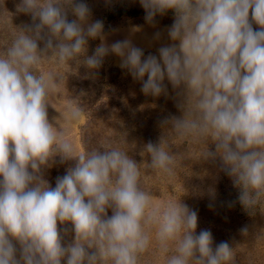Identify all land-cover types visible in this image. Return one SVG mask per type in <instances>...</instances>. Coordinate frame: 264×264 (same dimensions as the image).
<instances>
[{"label":"clouds","instance_id":"1","mask_svg":"<svg viewBox=\"0 0 264 264\" xmlns=\"http://www.w3.org/2000/svg\"><path fill=\"white\" fill-rule=\"evenodd\" d=\"M139 4L152 26L158 15L173 13L169 42L155 54L145 55L130 38L109 44L86 0L16 5L31 23L18 27L0 56V264H139L153 232L166 264L233 259L228 241L214 243L209 229L197 232L198 213L182 199L154 203L129 153L107 143L77 152L57 117L49 119L48 97L62 77L39 71L41 60H79L93 75L114 54L145 96L167 97L171 86L180 114L163 117L159 127L206 143L201 159L231 179L246 212L264 197V0ZM89 40H99L91 54ZM81 115L73 102L59 113L68 123ZM143 146L148 168L173 173L176 157L163 134ZM56 163L68 166L53 187L46 175Z\"/></svg>","mask_w":264,"mask_h":264},{"label":"rangeland","instance_id":"2","mask_svg":"<svg viewBox=\"0 0 264 264\" xmlns=\"http://www.w3.org/2000/svg\"><path fill=\"white\" fill-rule=\"evenodd\" d=\"M19 2L20 0H0V56L11 45L18 27L31 23L29 15L16 12ZM86 2L92 10V19L104 22L109 44L130 38L147 55L155 54L162 43L169 42L165 29L173 23L172 11L164 16L158 15L155 26H152L146 23L145 12L139 0ZM69 19L72 17L69 16ZM158 31L163 35L160 41H155L153 37ZM98 43L99 40H89L88 54L92 53ZM119 62V57L110 54L105 58L102 67L91 75L85 68L80 67L79 60L64 65L57 64L54 57L41 60L39 71L54 72L62 77L56 91L48 97L53 106H48L49 119L57 117L60 126L67 129L68 138L77 152L86 151L85 143L88 138L95 140V148L102 143L117 144L118 140L128 136L129 131L126 133L125 130H131L133 141L154 140L162 134L157 132L160 119L180 114L170 85L167 97L145 96L140 91V83L121 69ZM70 102L82 109V115L79 120L68 123L59 113H63ZM151 127L156 129L149 130ZM164 137L167 143L174 142L176 138L175 145L171 147L172 153L177 157L182 156L184 161L181 167L175 164L171 175L159 172L152 179V185L145 191L152 194L154 203L182 199L198 213L197 232L209 229L214 243H230L233 250L230 264H264V197L260 200L259 210L252 207L246 212L238 207V202L234 199L237 190L231 179L201 159V153L207 147L206 143H198L190 138L181 139L172 130ZM135 145L140 146L138 143ZM135 153L130 155L135 158ZM67 166L54 164L48 169L46 179L49 180L53 172L57 176L64 175ZM210 187L215 188L214 197L208 194ZM246 218L249 221L244 224ZM244 226H248L249 231L242 235L240 229ZM151 235L152 243L141 256L139 264H166L165 255L157 248L154 232ZM238 257L241 258L240 262Z\"/></svg>","mask_w":264,"mask_h":264},{"label":"trees","instance_id":"3","mask_svg":"<svg viewBox=\"0 0 264 264\" xmlns=\"http://www.w3.org/2000/svg\"><path fill=\"white\" fill-rule=\"evenodd\" d=\"M124 14V13H122ZM157 126L159 127V124L157 123ZM139 128V127H138ZM141 129V128H140ZM140 129L138 131H140ZM156 128L155 127H151V129L149 130H155ZM161 128L159 127L157 132H161L162 134L166 135L167 132H170V128H167V130L165 131L163 128L162 131L160 130ZM129 131V134L127 137H125L124 139L122 140H118L117 141V144L116 142H110V145L113 146V147H117V148H120L121 150L127 152V153H132V152H136V156L134 159H136L138 162H140V186L142 187L143 190L147 189L150 187V185H152L153 183V178L159 174V170H152L150 168L147 167L148 165V162H149V156H148V153L144 150V146L143 144H145L146 142L148 141H152V142H157L159 138H156L154 140H145V141H133V139L131 138L132 137V134H130V131L131 130H125V132L127 133ZM176 139V138H175ZM173 140L174 142H168L167 145L169 146V150L171 152H173L172 150V146L175 145V141L177 140ZM167 140V139H166ZM95 140L93 139H89L86 141L85 145H86V151H90L92 149L95 148ZM135 143H138L140 146L138 145H135ZM181 146V145H180ZM139 153L142 154V157L139 155ZM147 155V156H146ZM183 155V154H182ZM176 157V164H179V166L181 167L183 165V161H184V158H181L182 156H179ZM184 157V156H183ZM57 175H56V172H53L51 173V177H49V182L50 184L54 187L55 186V179H56ZM237 190V189H236ZM237 196H238V190L236 191L235 195H234V199L237 200ZM263 198V197H262ZM261 198V199H262ZM261 204V201L255 205L254 207L258 208L257 210H259L260 208V205ZM238 207H241V205L238 203ZM109 214H111V212L109 211ZM248 218H246L243 223H247L249 221V219L247 220ZM237 260L240 262L241 258L238 257Z\"/></svg>","mask_w":264,"mask_h":264}]
</instances>
